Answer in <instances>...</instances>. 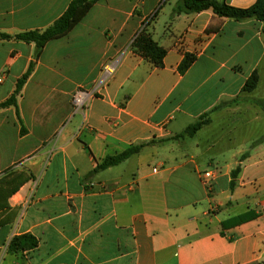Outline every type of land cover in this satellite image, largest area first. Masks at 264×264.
<instances>
[{
	"label": "crops",
	"instance_id": "1",
	"mask_svg": "<svg viewBox=\"0 0 264 264\" xmlns=\"http://www.w3.org/2000/svg\"><path fill=\"white\" fill-rule=\"evenodd\" d=\"M8 1L0 34L11 36L46 30L72 2ZM177 1L101 0L37 61L34 44L0 38V105L36 63L18 107L0 108V264H264L263 23L173 16ZM23 3L35 9L24 17ZM143 30L166 51L161 65L133 47ZM79 89L92 92L85 113ZM206 171L218 174L211 193ZM27 235L36 247L10 250Z\"/></svg>",
	"mask_w": 264,
	"mask_h": 264
},
{
	"label": "trees",
	"instance_id": "2",
	"mask_svg": "<svg viewBox=\"0 0 264 264\" xmlns=\"http://www.w3.org/2000/svg\"><path fill=\"white\" fill-rule=\"evenodd\" d=\"M100 1L101 0H72L64 14L46 30L27 31L15 36L0 34V38L5 40L16 39L27 44H34L36 48L34 58L35 61H37L42 56L44 49L50 42L68 36L74 30V28L89 14L92 8ZM207 10H212L214 14L219 17L236 21L255 18L263 23L264 34V0H257L252 7L247 9H240L230 6L225 1L221 0H178L173 8L172 15L175 16L177 14H195ZM133 47L143 53L155 65H161L164 57L166 56V51L162 47H160L152 39L151 35L144 30L133 42ZM35 61L30 64L27 72L22 76L21 79L18 80L15 92L6 102L0 105V108H6L9 106H14L16 108L18 107V97L20 96L21 91L27 83L28 79L34 72L36 64ZM194 61V56L187 55L180 65V72L185 73ZM257 85L258 77L256 74H254L248 79L244 88V92L254 91L257 88ZM237 101L238 100L236 99L230 104H233ZM259 103L264 110V100L260 101ZM207 123V119H205V116H203L199 121L190 126L179 137H185L186 135L192 136ZM149 145H151V143L131 146L122 153H119L115 156H108L102 161L100 165H98V167L95 169V172L118 166L131 157L139 154L145 147ZM240 170L241 168L238 167L235 171H233L232 176L235 178L240 173ZM254 217L255 214L247 213L238 217L236 219V222L243 223ZM19 243H24V246H17ZM36 246L37 241L32 236L27 235L16 237L15 239H13L10 245V250L15 252L19 250V247H21L20 249L25 250Z\"/></svg>",
	"mask_w": 264,
	"mask_h": 264
},
{
	"label": "built area",
	"instance_id": "3",
	"mask_svg": "<svg viewBox=\"0 0 264 264\" xmlns=\"http://www.w3.org/2000/svg\"><path fill=\"white\" fill-rule=\"evenodd\" d=\"M115 70V63H108L104 67L105 77L110 76ZM92 97V92L84 89H79L73 96V107L76 113H85L88 101ZM204 184L209 193L212 192L213 181L218 177L215 171H206L204 174Z\"/></svg>",
	"mask_w": 264,
	"mask_h": 264
},
{
	"label": "rangeland",
	"instance_id": "4",
	"mask_svg": "<svg viewBox=\"0 0 264 264\" xmlns=\"http://www.w3.org/2000/svg\"><path fill=\"white\" fill-rule=\"evenodd\" d=\"M10 5V2L8 0H0V15L4 13V11H6L8 9ZM20 9L23 10L22 12V16H26L28 15L27 11H33L35 10L34 8H30V5L28 3H23V5H19L18 6ZM12 10V9H10ZM9 16V14H8ZM189 144L193 143L194 140H187Z\"/></svg>",
	"mask_w": 264,
	"mask_h": 264
}]
</instances>
